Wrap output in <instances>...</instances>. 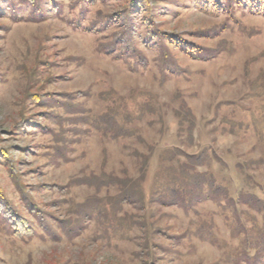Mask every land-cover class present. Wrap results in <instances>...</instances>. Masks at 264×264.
Returning <instances> with one entry per match:
<instances>
[{
	"label": "rangeland",
	"instance_id": "1",
	"mask_svg": "<svg viewBox=\"0 0 264 264\" xmlns=\"http://www.w3.org/2000/svg\"><path fill=\"white\" fill-rule=\"evenodd\" d=\"M19 2L0 0V186L37 235L18 240L0 224V264H252L247 239L264 259V15L236 2L213 15L191 0H148L146 14L130 0H42L47 18L33 22L31 6ZM152 32L180 37L202 57L153 41ZM150 156L158 174L146 193V183L132 180ZM199 157L222 163L214 162L223 179L212 168L194 171ZM6 163L38 210L57 218L53 235L21 201ZM233 172L257 210L164 203L169 188L186 199L200 194L205 177L222 182ZM93 176L123 185L97 193ZM128 187L131 203L119 205L118 217L111 206L102 221L71 215L70 235L57 224L74 198H123Z\"/></svg>",
	"mask_w": 264,
	"mask_h": 264
},
{
	"label": "trees",
	"instance_id": "2",
	"mask_svg": "<svg viewBox=\"0 0 264 264\" xmlns=\"http://www.w3.org/2000/svg\"><path fill=\"white\" fill-rule=\"evenodd\" d=\"M19 5L20 6H25L26 4L28 6H31L32 11L30 12V18L31 21L33 22H39V21H44L47 18V15L43 12L42 8H41V4L40 2L42 0H19ZM132 2V6L134 9H136V13H145L150 10V5L148 0H130ZM3 2L5 3H12L13 0H3ZM191 2L194 4V6L205 13H209V14H213V15H219L223 12V9L225 8V3L228 2H236V4L239 6H243L251 11H256L258 13H262L264 15V0H191ZM18 5V6H19ZM18 9V8H17ZM68 14H70V11L68 12ZM14 18L16 17H20V13H18L17 11L14 13ZM145 21H147V19H145ZM149 21H152V19H150ZM147 22L144 23V25ZM147 28H149V26H147ZM87 32H92L91 30H87ZM153 34L148 35V37L150 36V38L154 41L155 37L157 38V40L161 41V39H163L164 41H167L169 43L174 44L176 47L180 48L182 50L183 53H185L186 55H190L192 57H202V54L200 51H198L197 47L194 46L193 44L188 43L186 40L177 37L176 39H169L168 37H166L165 35H163V37L160 35V33L158 34H154V32H152ZM134 38V36H133ZM144 42L147 40L146 38L143 39ZM118 41V40H117ZM148 42V40L146 41ZM128 47V45H127ZM108 53V51H107ZM109 54V53H108ZM136 55V54H135ZM137 61L135 60V58H133L134 62L132 63V69L133 71H137L139 67H141L140 64V60ZM142 62L146 63V61L141 58ZM163 65V69H166L167 71H172L171 69L175 68L174 64H170V63H162ZM71 96V95H70ZM33 98L39 105H41L42 107H47L48 104H42V98L41 96H33L31 97ZM51 108V107H50ZM71 109V108H70ZM110 118V117H109ZM108 119V118H107ZM104 120V119H103ZM112 121V119L103 122L106 127H107V131H111L112 128L109 126L110 122ZM118 122L115 121V126L119 129V131L121 132V127H118ZM116 128V129H117ZM127 135V134H125ZM117 135L113 134V137L115 138ZM178 154H182V156H184L186 159H189L190 156H186L184 153H182L179 149ZM6 155V154H5ZM2 157L5 158V161H7L6 156H4V154H1ZM176 156V154H175ZM175 156H172L173 159L175 158ZM158 158L156 157L155 159L150 156L148 159V163H149V167L148 169H146L145 173H143L142 178L140 179H133L132 182L135 183H139L138 187L140 188V182H142V187L143 184H147L148 185V190H146L145 186V192L146 193H150L152 192L153 186L154 184V180L155 178H157V174H158V169H157V164H158ZM193 163H198L196 164V166L193 168V170H208L210 168L213 169L214 173L217 170V166L216 164L222 166V168H224V166L222 165V163L220 162H216L214 160V162L216 164H214L213 162V166L212 163H210V165L212 166H208V162L207 160L203 159V158H195L193 160ZM9 163H6V167L8 168L9 171V176L12 180L15 181V183L17 184L16 187H18L20 193L22 194L21 196V201L25 204V206L29 209V212L31 215H33L36 221H38L40 223V227L45 230L44 235H53V233L51 232V227L50 225H53V223H56V217H53L51 220V215L44 212L43 210L40 212L38 210L39 204H36L34 201H32L33 198H30L31 196L26 195V187L23 186L22 182L20 181V175L15 171L14 168H12V165H10ZM227 168L224 169V172L226 171ZM237 169H242V176L245 174V177H248V174L245 172V169L243 168L242 165H239L237 167ZM228 170V169H227ZM229 171V170H228ZM227 171V172H228ZM221 172L222 171H218L215 175L219 178V179H223L221 176ZM230 173H232V171L230 170ZM208 174H206L207 176ZM237 174H235L233 172V174L231 175V180H223L222 182H220L221 180H219L218 178H214V174L212 173L211 176L209 175L208 178H204L205 182L204 184L206 186H203L204 188L201 189V192L199 195H194V197H190V195L186 196V200L181 194L176 193L172 188H169L171 190V195L173 197L172 200L165 201V204H170V205H174L180 208H184L186 210H192V207H194V205H197L199 203H203L206 201H211L216 203L221 210H225V209H229V208H234L236 211H239V209H241L242 207H248L249 209H254L257 210L256 207L258 206V201L255 199V197H253V194H246L244 191L242 190L239 186V182L237 179ZM97 177V178H96ZM93 179L96 180V192L99 193L100 191H102L103 189H107V192H110L111 189H115L118 187L119 189L120 186L123 185V182L118 180L116 176L110 178L109 176H93ZM109 180V181H107ZM203 180V181H204ZM178 182V181H177ZM240 182H243V184H246V181L241 180ZM88 184L92 185L93 181L88 182ZM128 184V183H126ZM137 185V184H136ZM245 186V185H244ZM56 186H53V188ZM129 190H127L126 193L122 197H120V194L118 192L117 196H119V198H117V196L114 197H108V195H106V198H102V197H95V199L92 198H87L84 199L81 202H78V200H76L74 198V200H71L72 203L70 202V213L69 216L66 217L67 220H60V223H57L59 225H63L65 228V231H67V234L70 235V228H69V223H70V216L73 215L75 216L74 218L76 219L77 217H84L87 220L90 219H96L100 221H102V218L104 217L105 219L107 218V214L111 213L112 214V210L114 207L115 209H118L119 205L124 204H130L131 201L129 199V193H130V187H128ZM239 190V191H238ZM239 192V193H237ZM257 192V191H254ZM255 196H258V193L255 194ZM93 202H92V201ZM108 201V202H107ZM104 204H106V206H104ZM192 207H189V206ZM72 206L75 209V211L72 210ZM78 209V210H77ZM104 209V211H103ZM264 209V208H263ZM82 210V211H81ZM118 213H119V209L115 210V216L118 217ZM54 222L52 223L51 221ZM113 219H116L115 217H113ZM76 221H78L76 219ZM77 223V222H76ZM112 224H114L113 222H111ZM0 224L3 227V229L7 232H9L10 234H12L16 239L18 240H26V239H30L33 237H36L37 233L35 228L31 225V222L22 214L21 210H19L18 206L16 205V203L10 199L7 195V193L5 192V190L0 186ZM57 235V234H55ZM209 236L211 237V235L209 234ZM246 246L249 248V252H252L249 254L252 264H255L253 262V257H255L258 260H261V263H264V259L263 257L260 256L259 258V251H260V247H258L255 243H253L252 241H250V239H247V243ZM257 255V256H256ZM250 264V262H249Z\"/></svg>",
	"mask_w": 264,
	"mask_h": 264
}]
</instances>
